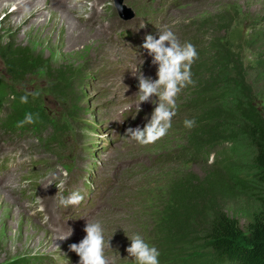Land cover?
<instances>
[{
	"label": "rangeland",
	"instance_id": "rangeland-1",
	"mask_svg": "<svg viewBox=\"0 0 264 264\" xmlns=\"http://www.w3.org/2000/svg\"><path fill=\"white\" fill-rule=\"evenodd\" d=\"M4 1L0 0V5ZM7 1L10 6L0 11L2 35L12 38L19 46H28L32 52L47 59L49 72H53V69L61 64L67 65L68 70L83 69L87 59L96 72L97 79L92 88L84 89L81 107L89 108L91 115L83 111L79 113L75 120L77 133L73 141L67 139L66 144L45 145L38 141L40 138L38 135L30 131L15 133L0 129V264H23L22 259L26 260L24 264H32L35 259L36 263L40 261L37 264H42V261L43 264H59L58 260L61 261L59 256L71 251V245L66 241L55 240L65 235L56 236L47 232L41 223L42 216L34 214L37 210L33 208L36 202H39L37 207L42 208L40 196L41 184L44 182L50 190L46 197V206L50 213L45 215L49 221L48 227L63 223L68 233L72 232L75 240L81 241L86 235L84 228L87 219L97 220L101 222L105 234L110 236L111 241L127 243L129 240L127 236L131 237L140 230L130 216L141 207L142 191L150 185L155 176L160 175L161 165L157 158L162 144L169 140L171 147L188 146L181 143V140L189 142V137L193 136L194 131L182 129L181 125L172 122L168 135L156 144L148 146H141L124 136L128 127H143L147 123L146 117L150 118L155 105L151 102L142 103L141 111L138 112L136 106L138 80L125 66L117 65L114 60L118 38L109 31L88 29V21L92 20L85 17H89L92 12L87 9V4L96 6L97 11L101 13V7L111 0H43L44 5H41L36 14L25 22H23L25 16L21 11L30 12L31 9L23 7L16 12L14 2ZM188 2L189 4L182 8L166 4L165 10L155 16L153 30L143 22H134L131 27L145 26L147 33L154 34L158 33V28L165 27L178 32L179 25L189 17L195 20L193 27L195 29L198 21L207 25L205 21L232 6L237 9V17L231 34H243L246 40H252L254 38L252 34L264 33V0H188ZM30 3L33 4L34 0ZM154 5L157 6L158 1ZM66 16L72 19L65 22ZM10 18L14 19L13 23L9 22ZM200 28L198 26V29ZM208 29L211 31L207 43L209 46L214 43L215 32L212 35V30ZM259 38L262 41L261 45H264V36L260 35ZM257 50L261 52V49L256 47H248L245 50V57L249 64L251 88L256 93L259 108L264 110V86L253 77L256 71ZM144 62L145 69L153 73L152 59L147 51ZM0 65L4 68L1 57ZM47 76L43 70L38 74L28 75L14 86L23 93L40 90L42 99L45 103L46 99L48 100L52 111L63 112L67 109L66 106L55 102L52 96L46 98L44 88L50 81ZM11 91L18 95V90ZM34 100L35 98L30 96V101ZM7 111L8 109H5V113ZM85 129L99 135H87ZM52 133L53 128L49 127L42 135L48 137ZM228 134L231 136L230 132ZM228 134L222 136H229ZM87 140L98 141L96 148L99 150L97 156L92 157L95 165L86 176L85 171L89 170L91 159V152L86 150ZM234 163L239 166L240 156L238 160L234 159L229 163L228 167L218 170L203 161L193 163L188 170L169 179L164 187L167 197L158 205L157 210L160 211L162 206L168 204L172 195V183L175 187H183L186 190L193 185L207 187L223 181L222 172L219 170L229 173L233 170L230 164ZM63 165H69L72 170L67 171L66 178L61 171ZM246 165L248 167V164ZM249 172L241 171L239 175L244 176ZM230 174L233 175V172ZM61 180L64 181V185L58 190L54 183L58 184ZM231 181L235 183L236 179L231 177ZM85 183L92 186L91 191L90 187L88 190L85 188ZM76 190L85 197L81 204L67 208L59 205L61 196L67 197ZM185 194L186 192L180 195L181 204L193 206V203L186 201ZM9 207L11 210H8ZM224 210L246 230L249 217L246 204L241 198L227 200L224 203ZM178 220L179 218L175 219L173 216L172 223L175 221L179 230L184 226L188 228L184 225V219H181L182 224ZM110 253L118 263L129 259L125 252L118 249ZM194 253L205 260L204 264H209V259L213 258L209 250L196 249ZM193 261H196V258H193Z\"/></svg>",
	"mask_w": 264,
	"mask_h": 264
},
{
	"label": "trees",
	"instance_id": "trees-1",
	"mask_svg": "<svg viewBox=\"0 0 264 264\" xmlns=\"http://www.w3.org/2000/svg\"><path fill=\"white\" fill-rule=\"evenodd\" d=\"M236 12L237 9L230 6L205 21L212 35L215 32V44L207 46L201 53L200 63L194 66L196 77L191 89L195 95L217 89H220V94L216 105L202 112L201 123L195 122L191 128L194 134L189 137V144L196 151L230 139L235 146L236 160L240 156V164H230L233 170L229 173L219 170L223 181L207 187L193 185L186 190L172 183L168 204L156 211L155 233L157 244L163 249L180 245L209 250L213 254L209 264H264V110L259 108L256 93L251 88L249 64L245 57L248 47L261 49V52L257 50L253 77L264 86V45H261L259 34L252 40H246L243 34H231ZM223 32L226 33L222 35ZM0 57L18 80L44 70L47 78L59 82L62 94L66 95L71 90L76 97L83 96L76 92L74 86L76 76L81 73L80 68L68 70L67 65L61 64L49 72L47 59L32 52L28 46L17 45L1 31ZM226 134L229 136H222ZM245 170L250 172L240 176L239 172ZM231 177L236 179L235 183ZM184 192L186 201L193 206L181 204L180 195ZM166 197L162 186L156 203L159 205ZM235 198H241L246 204L249 217L246 230L224 210V203ZM173 216L179 218L180 224L184 219L188 228L184 226L179 230L176 222L172 223ZM21 261L26 263L25 259ZM33 261L32 264H36L37 259Z\"/></svg>",
	"mask_w": 264,
	"mask_h": 264
},
{
	"label": "clouds",
	"instance_id": "clouds-1",
	"mask_svg": "<svg viewBox=\"0 0 264 264\" xmlns=\"http://www.w3.org/2000/svg\"><path fill=\"white\" fill-rule=\"evenodd\" d=\"M142 47L152 57V64L157 66V79L145 77L142 68L132 71L133 76L138 80L136 106L138 112L141 111V104L145 102H151L155 107L150 118L146 117L147 123L143 127H128L124 136L141 146H148L162 140L172 128L173 118L178 110L177 98L185 88L194 85L191 68L199 56L191 42L181 43L175 32L167 27L158 28V38L148 34ZM39 95V90L27 92L21 96L20 102L26 104L29 96L35 98ZM153 97L158 99L154 100ZM38 120L39 114L26 112L24 118L17 122V127L34 124ZM183 123L188 129L195 126V120L185 119ZM84 132L87 135H96L88 132L87 129ZM100 138L103 139V137ZM213 159L214 157L209 159V164L213 162ZM62 174L65 178L68 176L67 171H62ZM56 185L60 190L64 181L61 180ZM84 198V195L76 190L67 197L61 196L59 205L65 208L77 206L83 202ZM84 232L85 237L79 243H73L70 246L71 250L79 256V264H113V261L105 255L106 249H112V245L111 239H105V230L101 222L87 219ZM70 235L59 239H67ZM127 237L131 243L126 251L135 264H160L159 250L146 242L142 235L135 234Z\"/></svg>",
	"mask_w": 264,
	"mask_h": 264
},
{
	"label": "bare ground",
	"instance_id": "bare-ground-1",
	"mask_svg": "<svg viewBox=\"0 0 264 264\" xmlns=\"http://www.w3.org/2000/svg\"><path fill=\"white\" fill-rule=\"evenodd\" d=\"M11 1H13L14 2V5H16V12H17V10H20V9H22L23 7H25V8H30L31 10H30V12H25V11H21V14H24V16H25V19L23 20V22H25L27 19H29V18H31V17H33L35 14H36V11L37 10H39L40 9V7H41V5H44L43 3V0H34V3L33 4H31L30 3V1L31 0H11ZM4 2H6V3H4ZM1 5H0V11L1 10H4L6 7H8V6H10V3H7V2H9V1H7V0H5ZM43 7V6H42ZM43 10V9H42ZM69 18V19H68ZM72 18H70V17H68V16H66L65 17V22H66V20H71ZM9 22H11V23H13L14 22V19L13 18H10L9 19ZM73 30V29H72ZM59 33L60 32H58V34L57 35H59ZM53 34L51 33V36H52ZM62 83V82H61ZM64 83V82H63ZM64 89V88H63ZM175 132V131H174ZM185 138V137H184ZM102 142H104V141H102ZM156 147V146H155ZM147 171V170H146ZM149 173V172H148ZM43 184H46V182H44ZM44 194L45 195H47V194H49L50 193V190H49V188H47V187H45L44 188ZM8 210H11V208L9 207L8 208ZM24 224V223H23ZM66 230H67V228L66 227H64V225L60 228V230H58V231H55V230H52V229H50L49 230V232L51 233V234H54V235H56V236H59V235H62V234H64V233H66ZM107 234V233H106ZM38 234L36 233V236H37ZM55 240L58 242H61L60 241V239H59V237H57V238H55Z\"/></svg>",
	"mask_w": 264,
	"mask_h": 264
}]
</instances>
